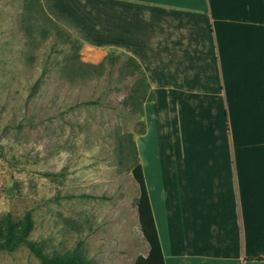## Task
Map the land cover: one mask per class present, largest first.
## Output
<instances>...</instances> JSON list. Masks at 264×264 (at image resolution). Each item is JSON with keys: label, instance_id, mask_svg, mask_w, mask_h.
Instances as JSON below:
<instances>
[{"label": "crops", "instance_id": "0c3cea01", "mask_svg": "<svg viewBox=\"0 0 264 264\" xmlns=\"http://www.w3.org/2000/svg\"><path fill=\"white\" fill-rule=\"evenodd\" d=\"M140 64L136 138L165 264H264V0H39Z\"/></svg>", "mask_w": 264, "mask_h": 264}, {"label": "rangeland", "instance_id": "374dc122", "mask_svg": "<svg viewBox=\"0 0 264 264\" xmlns=\"http://www.w3.org/2000/svg\"><path fill=\"white\" fill-rule=\"evenodd\" d=\"M107 53L48 23L36 0H0V219L29 211V237L49 256L134 264L148 244L129 154L147 91L125 54L102 63ZM0 264L40 261L19 245Z\"/></svg>", "mask_w": 264, "mask_h": 264}, {"label": "trees", "instance_id": "16d2710c", "mask_svg": "<svg viewBox=\"0 0 264 264\" xmlns=\"http://www.w3.org/2000/svg\"><path fill=\"white\" fill-rule=\"evenodd\" d=\"M36 1L39 3L41 12L48 23L58 29L67 31L46 14L39 0ZM68 34H70L78 43L82 45V42L78 38L73 36L70 32H68ZM107 50L108 53L104 56L102 63L107 62L109 64H114L117 61V57L115 56L116 54L113 55L114 51L120 54H125L127 59L133 63L135 68H137L141 74L142 79L140 80L138 87L143 89L144 93L147 91V93H145V98L142 99V103L153 100L154 93L150 89L146 76L135 58L114 48H108ZM144 131L145 128L141 131V133ZM130 151L131 154H129V158L132 160L130 170L139 189V194L136 199L138 220L143 237L148 244L147 253L145 255H138L134 264H165L159 236L151 211V204L147 192L143 168L139 160L136 145L134 147L132 146ZM33 223L34 221L29 211L25 212L18 219H13L10 213H6L0 219V250L11 251L19 245H25L39 259L40 264H91L90 258L81 255L76 250L59 252L50 256L47 255L40 246V243L30 239L29 237L33 228Z\"/></svg>", "mask_w": 264, "mask_h": 264}]
</instances>
